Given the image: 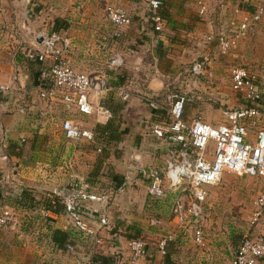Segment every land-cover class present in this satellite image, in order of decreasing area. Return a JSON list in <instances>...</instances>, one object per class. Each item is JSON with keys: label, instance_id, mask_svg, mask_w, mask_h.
I'll list each match as a JSON object with an SVG mask.
<instances>
[{"label": "crops", "instance_id": "1", "mask_svg": "<svg viewBox=\"0 0 264 264\" xmlns=\"http://www.w3.org/2000/svg\"><path fill=\"white\" fill-rule=\"evenodd\" d=\"M147 1L0 0V87L7 88L0 91V213L10 209L21 224L16 233L0 231V264H76L77 259L92 258L106 261L122 251L128 241L124 235L129 217L127 224L111 222L112 230L101 227L96 218H118L115 212L119 204H115L114 213L102 207L107 199L116 201L127 193V202L142 194L141 190L146 192L139 168H163L167 145L155 139L150 128L167 117L169 108L163 105L166 95L175 94L184 100L185 121L200 117L211 126L221 124L224 109L244 106L239 95L231 98L226 85L232 60L220 57L215 43L206 39L226 27L238 4L250 12L264 0H160L161 33H155L146 20ZM107 6L122 8L131 20L116 39L105 15ZM201 7L205 9L202 14ZM51 31L69 39L64 58L73 71L107 77L108 90L100 96L89 95L93 107L108 111L100 119L64 105L61 92L45 100L39 98V68L27 62L21 52L38 44V33ZM113 55L122 59L117 69L108 68L107 61ZM238 55L247 70L264 75V18L239 43ZM194 61L203 64L207 76L191 73ZM262 89L260 83L264 96ZM65 120L95 135L98 128L111 125L116 139L106 143L99 155L95 144L73 143L63 137L60 125ZM260 126L264 129V116ZM223 178L219 186L206 189L205 202L210 203L204 204L210 209L214 196L223 199L232 191L246 193L238 182ZM246 179L253 184L262 182ZM73 184L106 197L101 202H89L95 217L89 223L94 233L89 240L79 234L64 212H49L47 219L42 216L43 202H53V197L61 200ZM53 231L68 235L67 244L75 246V255L53 244ZM205 236L203 233L207 246ZM153 246L148 244L149 251ZM214 251L216 248L206 256H197L204 255L215 264ZM154 254L141 264H164Z\"/></svg>", "mask_w": 264, "mask_h": 264}, {"label": "built area", "instance_id": "2", "mask_svg": "<svg viewBox=\"0 0 264 264\" xmlns=\"http://www.w3.org/2000/svg\"><path fill=\"white\" fill-rule=\"evenodd\" d=\"M162 3L160 0H148L145 5L146 20L155 33H161L163 21L158 15ZM239 4L233 9L225 28H221L207 41H213L220 57H229L231 90L244 99V106L224 113L221 125L211 126L200 117L187 122L183 118L184 100L175 94L165 97L169 110L166 119L153 124L150 132L155 139L166 143V159L162 169L156 167L139 168L138 175L146 185L147 195L151 199H164L168 194L173 196L171 215L176 226L185 224L186 215L192 220L188 222L191 241L194 246L204 248L203 230L199 221L203 216V204L206 201L208 187L219 186L225 174L259 179L264 181V129L259 128L264 116V97L260 91V83L252 72L247 70L240 61L238 45L245 41L256 24L264 18V4L260 2L252 12L241 10ZM201 7L200 14L204 13ZM105 15L113 27V37L119 38L124 27L131 24L125 10L118 7H105ZM38 44L24 49V59L39 67L38 85L39 98H52L61 92L64 105L73 106L77 113L85 116L95 115L99 119L108 114L100 107H93L89 95H102L108 90L105 75H86L73 71L64 58L65 51L70 47L69 39L56 31L37 34ZM108 68L117 69L122 65L118 55L109 57ZM194 76H207L203 64L196 61L191 66ZM7 88L0 87V91ZM21 112V111H20ZM63 137L70 142L85 141L95 144V152L101 154L102 145L95 141V135L80 129L69 120L60 125ZM210 147V148H209ZM105 195L91 194L86 186L73 184L71 192L61 198L64 214L72 226L87 240L94 236L90 228L95 218L88 208L89 202H101ZM186 202V210H184ZM53 203V202H52ZM253 214L250 229L244 234L240 243L231 255L230 264H257L264 261V227L257 229V224L264 213V189L258 193L253 202ZM49 211L42 208V216L47 219ZM101 227L109 229L104 217L96 218ZM92 221V222H90ZM90 223V224H89ZM150 226L158 221L151 220ZM187 224V223H186ZM20 222L10 209L0 213V231L13 233L20 229ZM187 227V226H186ZM118 237H116L117 239ZM115 239V238H114ZM169 234L159 239L155 245V253L161 257L166 255V248L173 242ZM66 252L75 255V246L67 244ZM125 250L124 252H122ZM111 254L108 263L75 261L76 264H141L151 258L148 244L142 238L130 239L124 249Z\"/></svg>", "mask_w": 264, "mask_h": 264}, {"label": "rangeland", "instance_id": "3", "mask_svg": "<svg viewBox=\"0 0 264 264\" xmlns=\"http://www.w3.org/2000/svg\"><path fill=\"white\" fill-rule=\"evenodd\" d=\"M255 76L258 81H260L261 88H263L262 90L264 92V75L256 74ZM226 85L230 88L231 98H237L234 96L236 93L231 90L230 78L228 80L226 79ZM165 104L167 105L165 106ZM163 105L167 107V109L169 108L168 103H163ZM233 109H235V107L224 109V113L232 111ZM222 123L223 120H221V124ZM259 128L262 127L260 126ZM106 152H108V148H106ZM226 178L238 182L240 187H245L246 193L237 194L232 191V193H227V196H223V199H221V196H214V204L211 209L206 206V204L210 203L209 201L203 204V216L198 224L201 225L203 233L206 235L205 239H207V246L202 249L194 246L191 241V234L189 233L190 230L188 227L190 224L188 225V222L191 223L192 220L186 213L185 224L175 226L177 224L174 223L171 215L173 196L170 194L164 199L155 200L151 199L146 195L145 191L141 190L142 194L136 195V191L134 193L136 197H134L132 201L128 200L126 202L124 196H126V198H128V196L126 195L127 193H124L116 201L107 199L102 203V207L105 208L106 206L109 213H114L116 209L115 204H119V210L115 212L118 218H113L112 216L111 221L109 218H106L110 221L109 228L111 230V222L113 224L117 222L127 224L126 217H129L128 225L130 230L127 231L126 235L134 237L137 231H139L137 238L144 239L147 244L155 246L159 239L171 234L174 240L168 244L166 256H169V260L172 264H211L210 260L205 256L214 248H216V251H214L215 264H230L234 249L240 243L242 236L246 234L251 227L250 222L254 209L252 202L257 196L255 192L262 190L264 182H256L253 184L252 180L239 177L235 174H225V178L223 179ZM222 181L223 180H221V182ZM98 192L100 191L98 190ZM184 210H186V202H184ZM150 220L158 221V224L152 227L149 225ZM262 227H264V213L257 224L256 230H261ZM120 234L124 235L122 232H117L116 235ZM154 246L150 248L152 255L156 251ZM207 247L208 249L205 250ZM199 253H203L205 256H197ZM164 257L165 256H159V262H163ZM212 264H214V262Z\"/></svg>", "mask_w": 264, "mask_h": 264}, {"label": "trees", "instance_id": "4", "mask_svg": "<svg viewBox=\"0 0 264 264\" xmlns=\"http://www.w3.org/2000/svg\"><path fill=\"white\" fill-rule=\"evenodd\" d=\"M233 1H239V0H233ZM250 12H252V11H250ZM38 71H39V69H38ZM113 132H114L113 126L106 125L103 128L97 129V135L94 134L95 135V141L102 145L103 151L105 149L106 143L108 144L109 141L116 139V137L113 135ZM103 151H102V153H103ZM102 153L100 155H102ZM52 200H53V203L51 202V199L43 202L42 206H43L44 210H47V211L55 213V214H57L59 212L63 213L64 209L60 203L61 200L58 197H53ZM127 230H130V228L128 227ZM138 235H139V231H137V234L134 237H131V236L126 235V234L124 235V237L126 240H130V239H137ZM68 239H69L68 235L64 232H60V231H53L52 232L51 240H52L53 244L56 247L62 249L64 252H66L65 246L68 243ZM168 246H167V248H168ZM108 260L106 259V261H104V260H100L98 258L90 259V261H92V262L100 261L102 263H108ZM163 262H164V264H172L171 261L169 260V256H166V255L164 257Z\"/></svg>", "mask_w": 264, "mask_h": 264}]
</instances>
